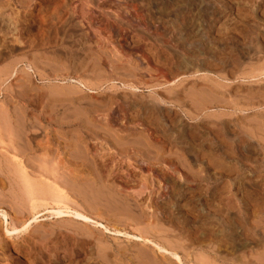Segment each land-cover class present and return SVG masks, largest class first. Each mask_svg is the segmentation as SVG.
Here are the masks:
<instances>
[{"label":"rangeland","instance_id":"obj_1","mask_svg":"<svg viewBox=\"0 0 264 264\" xmlns=\"http://www.w3.org/2000/svg\"><path fill=\"white\" fill-rule=\"evenodd\" d=\"M0 209V264H264V0H0Z\"/></svg>","mask_w":264,"mask_h":264},{"label":"bare ground","instance_id":"obj_2","mask_svg":"<svg viewBox=\"0 0 264 264\" xmlns=\"http://www.w3.org/2000/svg\"><path fill=\"white\" fill-rule=\"evenodd\" d=\"M19 151V150H18ZM18 153V152H17ZM57 162V161H56ZM58 165V164H57ZM49 168V167H48ZM11 170H12V168H11ZM42 171V170H41ZM61 171V170H60ZM14 172H16V171H14ZM28 172H29V170H28ZM13 173V172H12ZM30 176V175H29ZM44 176V175H43ZM27 177V176H26ZM29 178V177H28ZM61 178V177H60ZM78 178V177H77ZM29 180V179H28ZM32 180V179H31ZM59 180V179H58ZM22 181V180H21ZM30 181V180H29ZM19 182V181H18ZM30 182H32V181H30ZM29 182V183H30ZM34 183V182H33ZM32 183V184H33ZM36 185V184H35ZM34 185V186H35ZM22 186V185H21ZM27 186V185H26ZM33 187V186H32ZM37 187V186H36ZM41 188V187H40ZM33 190V189H32ZM39 190V189H38ZM22 191V190H21ZM42 191H43V189H42ZM41 191V192H42ZM28 192V191H27ZM45 192H47V191H45L44 190V192H42L43 194L45 193ZM16 193V192H15ZM51 193V192H50ZM29 194V193H28ZM33 194V193H32ZM46 194V193H45ZM69 194V193H68ZM11 195V194H10ZM14 195V194H13ZM16 195V194H15ZM25 195V194H24ZM47 195V194H46ZM57 195V194H56ZM59 195V194H58ZM62 195V194H61ZM50 194H49V198H50ZM53 197H54V194L52 195ZM51 196V197H52ZM21 197V196H20ZM45 197H47V196H45ZM63 197V196H62ZM22 198V197H21ZM27 198V197H26ZM48 198V197H47ZM52 199V198H51ZM58 200V199H57ZM60 200V199H59ZM64 201V200H63ZM26 203V202H25ZM28 207H29V205H28ZM64 209V208H63ZM70 210V209H69ZM26 212V211H25ZM28 212V211H27ZM71 212V211H70ZM57 213H59V214H63V211H61V210H58L57 212H56V214ZM24 214V213H23ZM23 214H21V215H23ZM25 215H27V214H25ZM58 215V214H57ZM69 215V214H68ZM73 215V214H72ZM0 216H1V218L3 219V221L4 222H6L7 220H8V216H7V213L5 212V211H2V209H0ZM40 216V215H39ZM62 216H65V215H62ZM74 217H75V219H78V220H81V221H83V222H96L99 226H101V227H103V225L101 224V223H99V222H97V221H94V220H92L90 217H88V216H86V215H84V214H82V213H79V212H76V211H74ZM37 218V216H35V217H33V219H31L29 222H28V224H30L31 222H35V220H37L36 219ZM8 222V221H7ZM27 224V225H28ZM96 224V225H97ZM6 232L8 233V234H10V235H13L14 233H15V231H10L9 229H6ZM177 258H179V257H177Z\"/></svg>","mask_w":264,"mask_h":264}]
</instances>
